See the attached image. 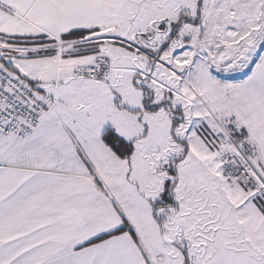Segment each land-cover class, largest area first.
I'll list each match as a JSON object with an SVG mask.
<instances>
[{
  "label": "snow or ice",
  "instance_id": "6c2138e0",
  "mask_svg": "<svg viewBox=\"0 0 264 264\" xmlns=\"http://www.w3.org/2000/svg\"><path fill=\"white\" fill-rule=\"evenodd\" d=\"M0 264H264V0H0Z\"/></svg>",
  "mask_w": 264,
  "mask_h": 264
}]
</instances>
